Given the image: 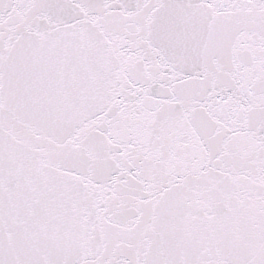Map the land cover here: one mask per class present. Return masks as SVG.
Returning <instances> with one entry per match:
<instances>
[{
    "label": "snow or ice",
    "instance_id": "obj_1",
    "mask_svg": "<svg viewBox=\"0 0 264 264\" xmlns=\"http://www.w3.org/2000/svg\"><path fill=\"white\" fill-rule=\"evenodd\" d=\"M0 264H264V0H0Z\"/></svg>",
    "mask_w": 264,
    "mask_h": 264
}]
</instances>
